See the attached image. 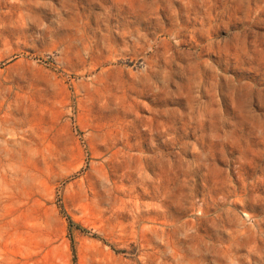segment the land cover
Here are the masks:
<instances>
[{"label": "rangeland", "instance_id": "374dc122", "mask_svg": "<svg viewBox=\"0 0 264 264\" xmlns=\"http://www.w3.org/2000/svg\"><path fill=\"white\" fill-rule=\"evenodd\" d=\"M0 264H264V0H0Z\"/></svg>", "mask_w": 264, "mask_h": 264}, {"label": "trees", "instance_id": "16d2710c", "mask_svg": "<svg viewBox=\"0 0 264 264\" xmlns=\"http://www.w3.org/2000/svg\"><path fill=\"white\" fill-rule=\"evenodd\" d=\"M70 225H71V222H70Z\"/></svg>", "mask_w": 264, "mask_h": 264}]
</instances>
